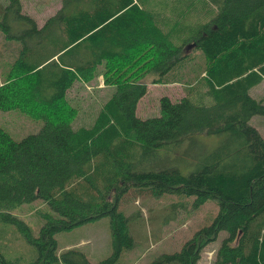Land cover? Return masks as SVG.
Here are the masks:
<instances>
[{"label":"trees","instance_id":"obj_1","mask_svg":"<svg viewBox=\"0 0 264 264\" xmlns=\"http://www.w3.org/2000/svg\"><path fill=\"white\" fill-rule=\"evenodd\" d=\"M0 33L19 45L4 64L0 57L2 111L32 101L69 110L74 84L99 77L114 88L90 127L45 122L18 142L0 127V219L36 249L27 263L0 253V264H92L75 249L57 255L55 235L103 217L113 251L96 264H117L134 246L120 210L128 195L218 204L178 252L149 264H198L222 232L216 264H264V138L250 123L264 116V100L251 94L264 81V0H61L42 24L21 0H7ZM187 50L202 53L205 76L177 101L162 96L159 116L140 118L148 88L138 72L148 68L153 84L177 83L192 61ZM178 155L185 164L163 157ZM35 201L48 208L37 237L14 215Z\"/></svg>","mask_w":264,"mask_h":264},{"label":"rangeland","instance_id":"obj_2","mask_svg":"<svg viewBox=\"0 0 264 264\" xmlns=\"http://www.w3.org/2000/svg\"><path fill=\"white\" fill-rule=\"evenodd\" d=\"M0 2L6 3L7 0ZM21 3L23 12L31 15L38 24H42L48 16L60 8L61 0H21ZM18 48L16 42L5 40L0 33V57L3 56L1 64L5 63L6 56L9 60ZM152 50L154 49L150 51ZM186 53L192 56V61L180 76L177 75V83L153 84L151 82L155 74L147 71L148 68L147 72H143L144 69L138 72L139 75L142 74L141 81L146 83L148 88L136 110L140 118L159 116V99L162 96L177 101L187 94L195 81L205 76L206 61L202 53L193 50H187ZM155 58L154 55L148 63L142 61V66L145 68L148 64H153ZM5 76V69L2 72L0 69L2 82ZM74 85L77 90L71 89L67 94V101L71 106L69 110L62 103L55 107H47L32 101L29 109L0 110V127L16 142L28 135L38 133L45 122L68 121L74 129L90 127L104 102L114 92V88L104 86L102 77L97 78L93 83L77 82ZM251 94L255 98L264 100V81L253 88ZM250 123L264 138V116H254ZM188 145L189 143L187 149ZM188 153L186 150L184 155L188 156ZM184 155L163 157L169 163L181 165L186 161ZM193 202H195L194 198L188 196L164 195L155 199L150 196L136 198L128 195L122 201L120 210L129 219L134 246L122 252L117 264H149L162 254L178 252L184 242L191 239L206 224L209 225L218 214V204L214 200H208L196 207H193ZM47 210L45 204L35 201L17 208L14 215L28 224L32 234L37 237L42 225L40 212ZM225 237L226 233L222 232L215 242L206 246L200 254L198 264H216V251ZM55 240L57 255L68 249H75L82 252L92 264L106 259L113 251L108 217L78 226L69 232L58 233L55 235ZM35 251L36 249L25 242L14 226L0 219L1 254L7 259H19L27 263L35 258Z\"/></svg>","mask_w":264,"mask_h":264}]
</instances>
